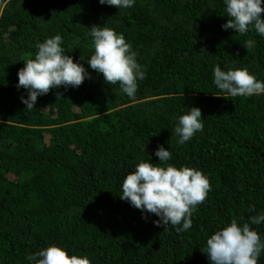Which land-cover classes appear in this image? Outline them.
Returning <instances> with one entry per match:
<instances>
[{
	"label": "trees",
	"instance_id": "obj_1",
	"mask_svg": "<svg viewBox=\"0 0 264 264\" xmlns=\"http://www.w3.org/2000/svg\"><path fill=\"white\" fill-rule=\"evenodd\" d=\"M227 20L225 0H134L119 9L99 0H0V264H35L26 257L52 245L90 264H210L207 239L234 219L264 242V221L249 219L264 215V93L231 97L213 83L217 64L264 82V36L254 27L243 36L224 30ZM93 25L122 34L137 54L145 79L135 98L89 67ZM56 35L91 78L51 89L27 110L17 73ZM248 40L255 46L245 48ZM193 107L204 128L181 144L175 128ZM157 146L172 159L159 162ZM141 162L209 179L189 230L156 227L157 216L143 219L120 199Z\"/></svg>",
	"mask_w": 264,
	"mask_h": 264
},
{
	"label": "clouds",
	"instance_id": "obj_2",
	"mask_svg": "<svg viewBox=\"0 0 264 264\" xmlns=\"http://www.w3.org/2000/svg\"><path fill=\"white\" fill-rule=\"evenodd\" d=\"M101 5L130 8L134 0H99ZM262 0H225L228 20L221 27L232 29L243 36L250 28L264 36V8ZM90 36L94 45V54L87 60L89 67L102 74L108 85L119 83L121 90L129 97L135 98L138 80L145 79V71L136 60V53L131 50L122 34H117L107 27L90 26ZM62 37L56 35L36 47L34 59L24 63L17 73V88L27 90V99L21 97L25 109L33 110L37 98L49 93L51 89L63 86L79 87L86 78H91L80 63L65 54ZM254 41L245 42V48L254 47ZM215 86L231 97H251L264 93V82H260L247 69L224 71L219 64L213 69ZM60 94L57 93V97ZM202 113L197 107L188 110L179 117L175 133L179 143L189 141L197 132L203 131ZM155 156L159 162L172 159L169 150L157 146ZM211 190L209 179L200 171L172 165L158 166L141 162L135 170L129 172L122 182L120 199L142 212L154 214L159 219L153 221L156 227L171 225L179 232L187 231L192 226L191 216L197 205L202 204ZM254 211V206L250 209ZM251 224H260L264 215L251 216ZM182 224V227H179ZM264 251L261 236L250 227L242 226L234 219L222 230L216 231L206 241L203 253L207 254L210 264H257L258 257ZM35 264H90L87 257L69 256L55 245L49 246L26 257Z\"/></svg>",
	"mask_w": 264,
	"mask_h": 264
}]
</instances>
